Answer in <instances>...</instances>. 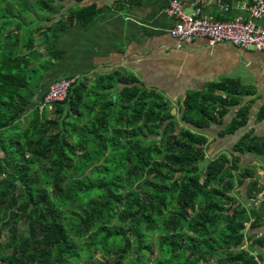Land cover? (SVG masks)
Masks as SVG:
<instances>
[{"label": "trees", "instance_id": "1", "mask_svg": "<svg viewBox=\"0 0 264 264\" xmlns=\"http://www.w3.org/2000/svg\"><path fill=\"white\" fill-rule=\"evenodd\" d=\"M98 15L0 0V264H264V188L239 157L264 161V140L246 134L211 157L204 136L247 125L238 82L172 104L114 71L44 105L60 32Z\"/></svg>", "mask_w": 264, "mask_h": 264}, {"label": "crops", "instance_id": "2", "mask_svg": "<svg viewBox=\"0 0 264 264\" xmlns=\"http://www.w3.org/2000/svg\"><path fill=\"white\" fill-rule=\"evenodd\" d=\"M201 1L203 17L217 22L239 18L264 27V19L253 20L248 13L252 0ZM218 2L226 6V12ZM69 5L96 6L99 15L88 26L72 24L60 32L56 49L63 55L45 73L47 89L52 82L70 76L91 80L96 74L120 71L175 104L187 93L199 92L208 84L232 80L249 92L243 97L244 105L251 104L248 122L236 134L224 138L217 136L222 127L211 125L204 131L208 155L215 157L231 150L246 134L264 140V119L257 120L258 112L264 109V52L229 45L208 47L203 39L178 49L170 36L175 20L165 13L166 0H69ZM184 13L190 15L192 9L186 6ZM236 111L231 110L225 118V126ZM239 157L241 165L256 170L259 184L264 188V161L251 155ZM262 234L264 227L257 236ZM260 252L264 263V249Z\"/></svg>", "mask_w": 264, "mask_h": 264}, {"label": "built area", "instance_id": "3", "mask_svg": "<svg viewBox=\"0 0 264 264\" xmlns=\"http://www.w3.org/2000/svg\"><path fill=\"white\" fill-rule=\"evenodd\" d=\"M166 3V15L175 20L170 36L177 42L178 49L203 39L208 47L229 45L243 50L264 52V27L244 22L239 18L231 22H217L203 17L201 0H166ZM186 6L192 9L190 15L184 13ZM220 9L227 11L226 6L220 5ZM248 13L253 20L264 19V0H252ZM78 79L70 77L51 83L44 97V105L64 101L69 89ZM262 198L263 195L258 197L256 205L261 203ZM253 257L256 259L257 254H253Z\"/></svg>", "mask_w": 264, "mask_h": 264}, {"label": "water", "instance_id": "4", "mask_svg": "<svg viewBox=\"0 0 264 264\" xmlns=\"http://www.w3.org/2000/svg\"><path fill=\"white\" fill-rule=\"evenodd\" d=\"M261 207H262V204H260V205L258 206V211L260 210Z\"/></svg>", "mask_w": 264, "mask_h": 264}, {"label": "rangeland", "instance_id": "5", "mask_svg": "<svg viewBox=\"0 0 264 264\" xmlns=\"http://www.w3.org/2000/svg\"><path fill=\"white\" fill-rule=\"evenodd\" d=\"M46 89H47V87H46ZM46 89H45V90H46ZM176 112H177V111H176V110H174V111H173V114H176Z\"/></svg>", "mask_w": 264, "mask_h": 264}]
</instances>
